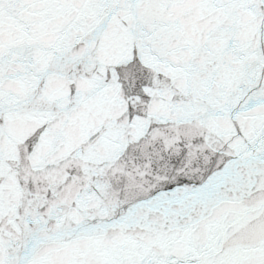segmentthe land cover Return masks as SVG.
Instances as JSON below:
<instances>
[{"label": "snow or ice", "instance_id": "6c2138e0", "mask_svg": "<svg viewBox=\"0 0 264 264\" xmlns=\"http://www.w3.org/2000/svg\"><path fill=\"white\" fill-rule=\"evenodd\" d=\"M0 264H264V0H0Z\"/></svg>", "mask_w": 264, "mask_h": 264}]
</instances>
